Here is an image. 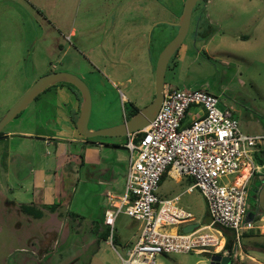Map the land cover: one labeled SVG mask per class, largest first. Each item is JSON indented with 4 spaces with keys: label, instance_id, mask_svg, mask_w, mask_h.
I'll return each instance as SVG.
<instances>
[{
    "label": "rangeland",
    "instance_id": "374dc122",
    "mask_svg": "<svg viewBox=\"0 0 264 264\" xmlns=\"http://www.w3.org/2000/svg\"><path fill=\"white\" fill-rule=\"evenodd\" d=\"M184 1L0 0V120L40 77L66 72L89 88L90 131L126 122L130 110L139 111L154 99L157 59L177 34L174 24ZM205 14L220 22L222 33L215 34L205 48L192 47L184 65L174 67L171 59L165 72L166 87L206 91L217 97L219 110L231 111L243 134L262 135L264 0H199L184 46L192 37L194 24ZM60 87L42 92L1 131L7 137L0 138V264H87L95 252L113 264L117 254L126 258L137 240L139 225L124 215L115 222L114 251L94 233L93 222L104 208L106 192H123L128 159L123 146L127 142L124 137L100 136L88 139V146L63 142L68 139L60 135L67 131V115L70 110L71 122L76 125L81 96L75 91L74 95L61 92ZM9 131L14 133L8 135ZM16 132H30L42 139H28ZM54 137L60 139H49ZM66 149L77 157L83 156L84 150L94 151L95 164L75 162L70 155L64 162L60 150ZM55 169L66 179L62 200L67 202L57 209L62 214L59 230L55 225L54 232L45 237L47 243L57 240L56 246L37 254L25 245L34 232L24 227L28 224L23 214L12 207L30 203L32 182H40L46 171ZM191 181L183 177L182 183H176L166 177L156 194L163 199L179 196L178 206L204 225L208 211L201 194L196 189L185 194ZM247 187V209L257 214L255 225H262L257 220L264 219V174L256 175ZM54 200L59 202L57 196ZM68 213L79 217L71 219ZM259 234L256 230L243 233L240 243L248 258L232 260V264H264V235ZM224 236L227 240L231 234L224 232ZM42 252L47 254L41 256ZM168 258L210 264L209 257L194 253Z\"/></svg>",
    "mask_w": 264,
    "mask_h": 264
},
{
    "label": "built area",
    "instance_id": "2783aa9c",
    "mask_svg": "<svg viewBox=\"0 0 264 264\" xmlns=\"http://www.w3.org/2000/svg\"><path fill=\"white\" fill-rule=\"evenodd\" d=\"M218 103L206 91L166 87L160 109L139 132L141 137L127 136L124 190L120 196L106 193L102 220L112 248L120 215L139 225L138 240L127 257L117 254L120 264H157L161 256L189 253L222 255L239 262L247 257L240 243L243 233L257 230L264 235V224L255 225V218L246 221L248 191L245 183L236 184L252 154L264 145V134H243L231 111L219 110ZM170 173L192 179L191 190L196 189L206 203L208 223H198L187 234L170 232L177 225L195 222L177 207L179 197L162 199L156 194L162 178ZM224 232L231 234L229 248Z\"/></svg>",
    "mask_w": 264,
    "mask_h": 264
},
{
    "label": "crops",
    "instance_id": "0c3cea01",
    "mask_svg": "<svg viewBox=\"0 0 264 264\" xmlns=\"http://www.w3.org/2000/svg\"><path fill=\"white\" fill-rule=\"evenodd\" d=\"M214 20L217 21L216 19H214ZM214 20L211 19L208 16V14H205L203 16V18H199V20L193 26L192 37L189 40V42L186 44L187 46H184V44H182L181 47L179 48V50L177 51L175 59H174V61L172 63L174 67L182 66V65L185 64L186 57L188 56V53L190 52L192 47H197L198 45H200V49L201 48H205L208 45V43L215 37V34H217L218 32L222 33L223 27L221 26L220 22L218 23V22H215ZM211 30H212V32H210ZM208 33H211V35H209ZM201 43H202V45H201ZM197 52L199 53L200 50L197 49ZM116 85H117V83H113V86H116ZM168 87H170V86H168ZM175 88L181 89L179 87H175ZM122 99H124V98H122ZM69 114L70 115L67 116V119H70V121L69 120L67 121V131H66V133H62L61 132V134H60V135L68 136V139L64 140L63 142H65V141H67L68 143L78 142V143L83 144V142H84L83 139L81 137H79V136L77 137L78 133L76 131L75 123L71 122L70 110H69ZM9 133H14V131H9L7 134L9 135ZM16 133L21 134L23 137L25 136L28 139H35L34 136L30 132H16ZM38 139H42V137H40ZM49 139L57 140V139H60V138L59 137L58 138L54 137V138H49ZM43 140H45V139H43ZM61 140H63V139H61ZM63 142H61V143H63ZM61 143H59L57 145L58 146H62ZM64 144H66V143H64ZM99 146H101V145H99ZM123 147H125V145ZM258 148H260V150L257 151V149H256L255 152L252 154L251 162L253 164L252 165H248V167H245L244 169H242L240 171V173L238 174V176L236 177L237 182L245 183L246 188H248L247 187L248 182H250L252 179H254L256 177V175L264 174V145H262V146H260ZM124 149L126 150V148H124ZM60 151H61L60 157H61V155L65 156L64 162L66 160V157L68 155H70L72 160H74L75 162L90 161V162H93L92 164H95V158L92 155V153H94V151H92V153H90V152H87L88 150H86V151L84 150L83 156H80V157H77L76 155H73L72 153L68 152V150L64 151V152H62V150H60ZM259 160L262 161L261 165L259 164ZM59 167H61V166H59ZM252 168H253V172H250V169H252ZM45 173L46 174L44 175V177H42V179L40 180L41 183L38 182L37 180L32 182L33 198H32L30 203L25 204V205H33V206H36V207L41 209L42 205L55 204V205L61 206L62 203H64V202L66 203L67 202L65 200H62V195L64 193L63 192V187L66 186L65 185V180L66 179L64 178V176L63 177L62 176H58L56 169L55 170L46 171ZM166 177L171 178L176 183H182V178L183 177H176L173 173L164 175V177L162 178V181ZM192 183L193 182L191 181V186L186 188L185 194H192L193 191L195 190V189L191 190ZM124 184H125V182H124ZM106 193H110V192H106ZM105 195H104V197H105ZM114 195L120 196L122 194L117 193V194H114ZM56 196L58 197V201H59L58 203H56L55 200L53 201V198H55ZM174 197H179V196H174ZM165 199H170V198H165ZM106 203L104 205V208H102L100 210V213H99V216H98V217L102 218L101 219V225L97 229V236L98 237H99V234L101 233V231L106 229L104 227V225L102 224V220H103V217H104V211L106 209ZM20 205H22V204H19V203L18 204H14L12 208L15 209L16 212H19L20 214H22L19 211V206ZM177 207L179 209H181L182 211L191 214L188 210H184V208L179 207L178 204H177ZM42 211L44 213V216H43V218L38 219V220H35V219H32V218H30L28 216L23 215L24 216L23 220H25V222H26L25 224H28V225H25L24 227L28 226L29 228H31V232L32 231L34 232V235H33V233L32 234L30 233L28 235V237L26 238L25 245L31 251H34L37 254H38L39 251H42V249L48 248L49 246H50L51 249L54 246H56V244H57L56 241L57 240L55 241L54 239H50V242L47 243L45 241V237H47L49 234L54 232L53 227H55V225L57 227V230H59V224L61 225V222L58 220L57 213H50V212H47L45 210H42ZM250 212L253 215V217L256 219V215L257 214L255 212H253V211H250ZM254 213H255V215H254ZM191 216H192V214H191ZM192 218L195 221L193 216H192ZM97 220H99V219H97ZM195 223H197V222L195 221L193 223L190 222V223H187V224L177 225V226L171 228L170 232L171 233H182L181 232V228L182 227H185V226L191 225V224H195ZM17 225L19 227H22L20 223H18ZM93 225L95 226L94 222H93ZM35 234H37V236H35ZM138 237H139V226H138V234H137V237H136L137 240H138ZM137 240H136V242H137ZM231 240L232 239H230V241ZM136 242H134V244ZM102 243L104 245H106V246H109L114 251V249L106 242V240L102 241ZM226 243H227V240H226ZM98 245H99V243H98ZM97 251H98V249H97ZM261 252L264 253V251H262V250H261ZM97 253L98 252H95L93 254L92 259L87 264H111V263L106 262L104 259H102L100 257H97ZM46 254H45V252H42L41 256L46 255ZM201 255H204V256L208 257L205 254H201ZM162 257H166V258L163 259V260H160L159 262H157V264H188V262H189L188 259H186V258H184V260H182V259H175L174 260L172 258H168V255H164V256H161L159 258H162ZM113 264H120L118 257H117L116 263H113ZM193 264H204V261L203 260H196L195 262H193ZM257 264H262V263L257 262Z\"/></svg>",
    "mask_w": 264,
    "mask_h": 264
},
{
    "label": "water",
    "instance_id": "95a60500",
    "mask_svg": "<svg viewBox=\"0 0 264 264\" xmlns=\"http://www.w3.org/2000/svg\"><path fill=\"white\" fill-rule=\"evenodd\" d=\"M199 0H185L182 7L181 15L178 22L174 24L177 28L176 36L164 47L161 51L156 67H155V95L152 102L139 110L126 122L106 129L97 131H90L88 129V121L91 114L92 100L88 86L79 77L66 73L54 72L48 73L40 77L23 95L22 97L9 109L5 116L0 120V132L2 129L19 114H21L42 92L49 87L57 84L65 83L73 86L81 96V107L79 116L76 121V131L84 139H92L94 137H127L134 133L143 131L153 121L158 113L162 100L163 92L166 88L164 81L165 72L171 57L179 50L188 33L193 9ZM251 212L247 213V222L253 220ZM199 224H191L181 228L184 234L190 233L197 228ZM210 264H230L228 257H221L219 255H207Z\"/></svg>",
    "mask_w": 264,
    "mask_h": 264
},
{
    "label": "trees",
    "instance_id": "16d2710c",
    "mask_svg": "<svg viewBox=\"0 0 264 264\" xmlns=\"http://www.w3.org/2000/svg\"><path fill=\"white\" fill-rule=\"evenodd\" d=\"M176 53L171 57V59H175ZM62 85L63 84H60V86H62ZM64 85L68 86L69 88L73 89L75 92H77L79 94V92L73 86H71L69 84H64ZM137 112H138V110H136V109L130 110V112L128 114V117L126 118V120L129 119V118H131L132 116H134ZM0 135H2V133H0ZM138 135H139L138 137H141V134L140 133ZM78 136L81 137L79 134H78ZM3 138H6V137H3ZM124 138H125V141L127 142V137H124ZM84 140H85V142L83 144L86 145V146H88V144L86 142L89 141V140H87V139H84ZM104 146L107 147L109 145H104ZM110 147L111 148H118L117 145H111ZM123 148H125V147H123ZM259 164L260 165L262 164V161L261 160H259ZM58 207L59 206L58 205H55V204H52V205H42L41 206V209H40V208H38L36 206H33V205H25V204H22V205L19 206V211L23 215L28 216V217H30L32 219H35V220H38V219L43 218L44 213H43L42 210H45V211L50 212V213H57L58 219H62V214H60V213L57 212ZM68 216L71 217V219H77V217H79L75 213H68ZM98 219L99 220L94 221V224H95V227H96L94 233H96V234H97V229L101 225V219L102 218L101 217H98ZM107 237H108V230H106V229L102 230L101 233L99 234V239L102 240V241H105V240H107ZM230 239H231V237H228L227 238V243H226L227 244V248L230 247V244H231ZM113 242H114V240H113ZM230 264H232V261H230Z\"/></svg>",
    "mask_w": 264,
    "mask_h": 264
},
{
    "label": "flooded vegetation",
    "instance_id": "af4514ba",
    "mask_svg": "<svg viewBox=\"0 0 264 264\" xmlns=\"http://www.w3.org/2000/svg\"><path fill=\"white\" fill-rule=\"evenodd\" d=\"M61 84H63V85L60 87V91H61V92L63 91V92L66 93V94L74 95V93H73L74 90H73V89H71V88H69L68 86L64 85L65 83H61ZM79 95H80V94H79ZM37 97H38V96H37ZM37 97H36L35 99H37ZM68 115H70V114L68 113ZM68 115H67V116H68ZM0 133H2V132H0ZM0 137L3 138V137H7V136H6V134L4 135V134L2 133V135H0ZM38 137H39V136H34L35 139H38ZM81 138H82V137H81ZM54 140H55V139H54ZM87 140H88V139H87ZM83 141L85 142L84 139H83ZM84 142H83V143H84Z\"/></svg>",
    "mask_w": 264,
    "mask_h": 264
},
{
    "label": "bare ground",
    "instance_id": "6f19581e",
    "mask_svg": "<svg viewBox=\"0 0 264 264\" xmlns=\"http://www.w3.org/2000/svg\"><path fill=\"white\" fill-rule=\"evenodd\" d=\"M241 182H237V180H236V184L238 185V184H240ZM222 241H221V243L219 244V247H218V249H220L221 247H222Z\"/></svg>",
    "mask_w": 264,
    "mask_h": 264
}]
</instances>
